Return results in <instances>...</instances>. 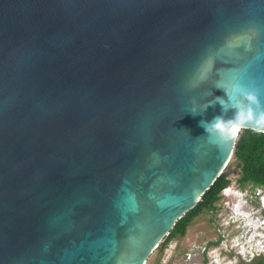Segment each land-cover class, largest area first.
I'll use <instances>...</instances> for the list:
<instances>
[{"label":"water","instance_id":"1","mask_svg":"<svg viewBox=\"0 0 264 264\" xmlns=\"http://www.w3.org/2000/svg\"><path fill=\"white\" fill-rule=\"evenodd\" d=\"M236 112L264 132V0H0V264H145Z\"/></svg>","mask_w":264,"mask_h":264},{"label":"rangeland","instance_id":"2","mask_svg":"<svg viewBox=\"0 0 264 264\" xmlns=\"http://www.w3.org/2000/svg\"><path fill=\"white\" fill-rule=\"evenodd\" d=\"M223 172L230 182L220 191L214 208L200 211L185 234L154 249L145 264H245L254 254L264 257V234L254 231L259 224L264 232V211L252 193L255 186L238 183L239 167L232 156ZM246 195L251 202L244 200ZM236 196L243 198L240 208L231 204Z\"/></svg>","mask_w":264,"mask_h":264},{"label":"trees","instance_id":"3","mask_svg":"<svg viewBox=\"0 0 264 264\" xmlns=\"http://www.w3.org/2000/svg\"><path fill=\"white\" fill-rule=\"evenodd\" d=\"M231 156L236 160L239 167L238 183H250L264 190V132L240 128L235 138ZM229 182L226 173L222 171L209 189L202 194L196 205L177 219L168 234L160 241L158 247L177 235L185 234L186 227L200 211L213 209L215 202L219 199L220 191L227 187ZM213 242L210 241V244ZM245 264H264V257L255 255L249 258Z\"/></svg>","mask_w":264,"mask_h":264},{"label":"clouds","instance_id":"4","mask_svg":"<svg viewBox=\"0 0 264 264\" xmlns=\"http://www.w3.org/2000/svg\"><path fill=\"white\" fill-rule=\"evenodd\" d=\"M249 99L254 100V97L249 96ZM216 102H219V104L222 106L224 113H226L229 110L227 107H225V102H222V98L217 97ZM210 104H212V103H210ZM212 105H214V104H212ZM244 119H245V116H244L243 112H236L234 114L232 120L225 121L224 115H220V116L214 117V119L211 122L201 120L200 126L205 129L207 134L211 133L214 135L218 134L220 136H224L226 134L230 135L231 132L238 131V129L236 127H234V126L230 127V125H233L234 122L235 123H243ZM261 119L264 120V116H262ZM225 188H223L222 190H225ZM255 189H257V190H255ZM255 189L253 190L252 193L256 197V199L258 198V202L260 204V209L264 211V190H262L260 187H257V186H255ZM236 197H237V200L231 204L236 208H240L239 201L243 198H242V196H236ZM246 199H248V201L251 202L250 197H248V195L245 196L244 200H246ZM259 226L260 225L258 224L256 226V229H254V231H255V235L261 236L259 233L264 234L263 226H260V228H258ZM257 255H259V254H257ZM253 256H255V254L252 256H249V257L251 258Z\"/></svg>","mask_w":264,"mask_h":264}]
</instances>
